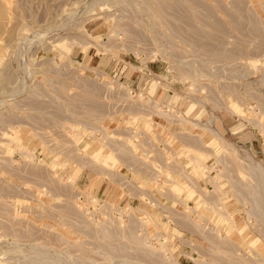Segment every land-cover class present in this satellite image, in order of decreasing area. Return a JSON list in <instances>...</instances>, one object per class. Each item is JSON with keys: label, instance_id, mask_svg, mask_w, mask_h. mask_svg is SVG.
Instances as JSON below:
<instances>
[{"label": "rangeland", "instance_id": "rangeland-1", "mask_svg": "<svg viewBox=\"0 0 264 264\" xmlns=\"http://www.w3.org/2000/svg\"><path fill=\"white\" fill-rule=\"evenodd\" d=\"M0 264H264V0H0Z\"/></svg>", "mask_w": 264, "mask_h": 264}, {"label": "crops", "instance_id": "crops-1", "mask_svg": "<svg viewBox=\"0 0 264 264\" xmlns=\"http://www.w3.org/2000/svg\"><path fill=\"white\" fill-rule=\"evenodd\" d=\"M89 138H90L89 136H86V140H88ZM178 139H179V141H177L178 142L177 147H181V146L186 145L185 143L189 140V138L185 137V136H179ZM87 144H88L89 148L96 147L95 145H92V144H94V141H91V143H88V141H87ZM115 148H118V146ZM116 155H117L119 162H120V168L106 169V168L102 167V169H99V168L96 169L92 165L89 164L87 159L78 158L74 162L72 170L74 169V167L77 168V169H75L74 173L77 171L78 175L82 176V178H84L85 182L87 183V186L89 187V190L90 189L92 190L93 188H95L96 184L102 180L103 183L105 182L102 190H107L109 192V189H111V187L114 186L113 184L110 185V181L117 179V178L120 179V177H125L126 172L124 173V171H123L125 167L128 170H131L130 165H128L131 162V160L127 161V158L124 157V155H122V154L116 153ZM177 160H179V161L181 160L182 162L185 161L184 158H182V157H178ZM99 171H101L102 173H99Z\"/></svg>", "mask_w": 264, "mask_h": 264}]
</instances>
